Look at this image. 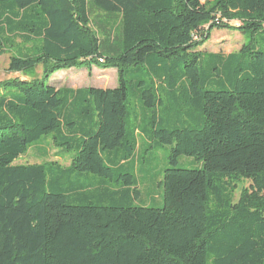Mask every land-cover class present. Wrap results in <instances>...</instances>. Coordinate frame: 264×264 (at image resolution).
Here are the masks:
<instances>
[{
	"label": "trees",
	"instance_id": "16d2710c",
	"mask_svg": "<svg viewBox=\"0 0 264 264\" xmlns=\"http://www.w3.org/2000/svg\"><path fill=\"white\" fill-rule=\"evenodd\" d=\"M213 29L264 32V0H0L19 75L0 81V264H264V50L202 55ZM82 67L116 70L117 87L47 85ZM165 103L186 119L142 128ZM140 133L170 146L160 208L131 202ZM47 135L67 167L13 164Z\"/></svg>",
	"mask_w": 264,
	"mask_h": 264
},
{
	"label": "rangeland",
	"instance_id": "374dc122",
	"mask_svg": "<svg viewBox=\"0 0 264 264\" xmlns=\"http://www.w3.org/2000/svg\"><path fill=\"white\" fill-rule=\"evenodd\" d=\"M238 25L237 23L232 24ZM210 40L202 47L198 49L199 52L204 55L205 53H222L227 55L230 53L238 52L245 44H249L252 50H264V32H251V30H231V29H213L210 33ZM10 55H14L13 52L7 53L0 57V81L17 77L19 75H12L7 72L8 61ZM177 66L179 62H175ZM35 77L40 78L42 75L41 67H38L35 72ZM80 82V84H74L80 88H99V89H114L117 87V71L116 70H100L92 68L90 71L84 67L73 68L70 70H64L55 73L48 81L47 85L62 87L72 86V80ZM148 84L156 87V82L148 80ZM138 99L131 97L128 104L127 118V130L135 124V116L140 118L141 110L138 107ZM154 115L156 118L154 119ZM185 113L182 110H178L177 107L166 109V103L161 106H156L152 112H143V121L141 122L142 128L156 120L157 125L165 128H173L185 120ZM143 132V131H142ZM138 141L143 145L141 149L136 152L135 159L132 163L135 167L129 166L130 172L134 177L135 184L139 194L133 198L132 204L138 207L147 208H160L163 205V172L169 168L168 156L169 145H160L157 140H149L146 135L140 133L138 135ZM40 146L37 150L32 145L29 150L14 161V165L20 164H42L45 162L55 161L60 165L67 167L69 165V156L60 155L61 149L52 145L51 135L42 137L37 143ZM35 144V145H36ZM148 149V150H147ZM58 154V155H57ZM178 169H201V162L195 158L180 156L174 166ZM79 181L100 191L101 186L111 187L112 184L108 183L102 177L85 173L79 177ZM107 182V184H104ZM249 184L244 182L236 187L234 192V201L236 202L241 194L243 188H248Z\"/></svg>",
	"mask_w": 264,
	"mask_h": 264
},
{
	"label": "crops",
	"instance_id": "0c3cea01",
	"mask_svg": "<svg viewBox=\"0 0 264 264\" xmlns=\"http://www.w3.org/2000/svg\"><path fill=\"white\" fill-rule=\"evenodd\" d=\"M70 83H72V86H66V87H70V88H73V89H78V88H80V87H77L76 88V85H74V84H80V82H76V80H72V82H70ZM62 87H65V86H62Z\"/></svg>",
	"mask_w": 264,
	"mask_h": 264
}]
</instances>
